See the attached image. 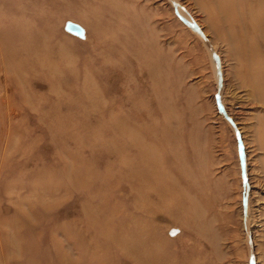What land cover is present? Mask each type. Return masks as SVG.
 I'll use <instances>...</instances> for the list:
<instances>
[{
    "label": "rangeland",
    "instance_id": "1",
    "mask_svg": "<svg viewBox=\"0 0 264 264\" xmlns=\"http://www.w3.org/2000/svg\"><path fill=\"white\" fill-rule=\"evenodd\" d=\"M211 17L0 0V264H264V101Z\"/></svg>",
    "mask_w": 264,
    "mask_h": 264
},
{
    "label": "bare ground",
    "instance_id": "2",
    "mask_svg": "<svg viewBox=\"0 0 264 264\" xmlns=\"http://www.w3.org/2000/svg\"><path fill=\"white\" fill-rule=\"evenodd\" d=\"M171 1H174V0H171ZM197 3H199V5H200V9L201 10H203L206 14H207V16H208V18L211 20V22H212V17L211 16H213V20L215 21V24H217V25H220V26H224V27H227V28H234L236 31L234 32L235 34H234V37H233V35L231 34V38L234 40H236L238 37H244V44H245V47H240L239 46V51H237V59L238 58H240V55H242L243 56V62H244V64H246V66L247 67H249V69H250V71H249V73H248V70L246 71V72H244V78H249V80H250V83H251V85L253 86V89H254V91H255V93H257V96H259L260 98H261V100H263L264 101V67H262L263 65H259V66H257V69H255L252 65H254V63H256V65H258V60H259V57H260V55L258 54V51L256 50L257 49V47H256V45H254L253 44V42H251V40H253V39H250V36L251 35H255L256 33L258 34V32L257 31H261L262 32V34H264V13H263V11H264V0H197ZM178 6V10L180 11V13L181 14H183V15H185L186 14V12H184L182 9H181V7L179 6V5H177ZM62 7V6H61ZM257 8V10L259 11V12H261V14L260 15H262L261 17H260V19H259V21H258V23H255V22H257V21H255L254 22V19L252 18V16H253V14L256 12V8ZM244 9H250L251 11H253L252 12V16H250L251 17V19H246L245 18V16L243 15V14H239L238 13V11L240 10H244ZM185 10V9H184ZM126 13V12H125ZM127 14V13H126ZM123 17V16H122ZM127 17V16H126ZM184 17V16H183ZM124 18V17H123ZM186 18H189V17H187L186 16ZM120 19V18H119ZM190 19V18H189ZM71 20H73V19H71ZM123 20V19H122ZM191 20V19H190ZM83 23V22H82ZM193 23V22H192ZM63 24V23H62ZM65 26V25H64ZM118 27H119V24H118ZM144 27V26H143ZM120 28V27H119ZM65 29V28H64ZM87 30V29H86ZM131 30V29H130ZM230 30V29H229ZM88 31H90L89 29H88ZM120 31V30H119ZM122 31V30H121ZM231 31V30H230ZM38 32V31H37ZM42 32H44V31H42ZM67 32V31H66ZM130 32H132V30L130 31ZM40 33V32H39ZM45 33V32H44ZM231 33H232V31H231ZM124 34H125V32H124ZM30 35V34H29ZM134 35V34H133ZM260 35V34H259ZM142 36V35H141ZM255 36H257V35H255ZM27 37V36H26ZM42 37V36H41ZM87 35H86V39H87ZM89 38V37H88ZM99 38H101V37H99ZM126 38V37H125ZM262 38H264V36L262 37ZM68 39V38H67ZM70 39V38H69ZM85 39V40H86ZM125 41V40H124ZM124 41H123V43H124ZM128 41V40H127ZM36 42V41H35ZM121 42V41H120ZM134 42H135V40H134ZM140 42V41H139ZM42 43V42H41ZM35 44V43H34ZM135 44V43H134ZM253 44V45H252ZM38 45V44H37ZM69 45V44H68ZM27 46H28V44H27ZM123 45H121V47H122ZM250 46V47H249ZM38 47V46H37ZM255 47H256V49H255ZM211 48V47H210ZM133 51V50H132ZM129 52V51H128ZM214 52V51H213ZM130 53V52H129ZM136 54V53H135ZM221 55V54H220ZM262 55H264V54H262ZM125 56V55H124ZM139 56H141V55H139ZM126 58V57H125ZM136 58V57H135ZM60 59H61V56H60ZM141 59V58H140ZM147 59V58H146ZM39 60V59H38ZM62 60V59H61ZM68 60V59H67ZM143 60V59H142ZM50 61V60H49ZM152 61V60H151ZM261 61V60H260ZM41 62V61H40ZM46 62H48V61H46ZM64 62H66V61H64ZM68 62V61H67ZM24 63V62H23ZM36 64V63H35ZM140 64V63H139ZM50 65V64H49ZM53 65V64H52ZM149 65V64H148ZM146 66V65H145ZM261 66V67H260ZM48 67V66H47ZM46 67V68H47ZM59 67V66H58ZM133 67V66H132ZM138 67H140V66H138ZM251 67V68H250ZM64 68H66V67H64ZM31 69V68H30ZM67 69V68H66ZM134 69V68H133ZM241 69H243V68H241ZM52 70V69H51ZM59 70V69H58ZM143 70V69H142ZM49 71V70H48ZM60 71H61V69H60ZM242 71V70H241ZM137 72V71H136ZM139 72H140V70H139ZM252 73V74H251ZM141 74V73H140ZM247 74H249V76H247ZM242 77V76H241ZM83 89V88H82ZM160 108V107H159ZM168 108V107H167ZM155 111V110H154ZM167 112H168V110H167ZM170 112V111H169ZM170 113H172V112H170ZM172 114H174V113H172ZM170 115V114H169ZM173 119V118H172ZM170 120V119H169ZM173 121V120H172ZM154 122H156L155 120H154ZM153 122V123H154ZM173 125V124H172ZM171 125V126H172ZM152 128V127H151ZM129 130H130V128H129ZM151 130V129H150ZM135 131V130H134ZM158 131V130H157ZM156 131V132H157ZM162 131V130H161ZM165 131V130H164ZM130 132V131H129ZM133 132V131H132ZM150 132V131H149ZM163 132V131H162ZM134 133H136V132H134ZM138 133V132H137ZM159 133H160V131H159ZM164 133V132H163ZM162 133V134H163ZM263 133H264V131H263ZM139 134V133H138ZM130 135H131V132H130ZM153 135V134H152ZM120 136V135H119ZM140 136H142V135H140ZM136 137H138V136H136ZM162 137V136H161ZM118 138V137H117ZM160 138V137H159ZM263 138H264V136H263ZM262 138V141H263V143H264V139ZM137 139V138H136ZM135 139V140H136ZM163 139V138H162ZM134 140V141H135ZM158 140V139H157ZM164 140H166V139H164ZM170 140V139H169ZM122 141H124V140H122ZM137 141V140H136ZM139 141V140H138ZM142 141V140H141ZM168 140H166V142H167ZM170 142H171V140H170ZM134 143V142H133ZM142 143H145V142H142ZM163 143V142H162ZM169 143V142H168ZM135 144H136V142H135ZM172 144V143H171ZM171 144H169V145H171ZM128 145V144H127ZM137 145V144H136ZM140 145V144H139ZM146 145V144H145ZM144 145V146H145ZM152 145V144H151ZM150 145V146H151ZM123 147V146H122ZM153 149L152 150H155L156 149V147L153 145ZM145 148H147V147H145ZM151 148V147H150ZM143 149V148H142ZM159 149V148H158ZM162 149H164V148H162ZM170 149V148H169ZM163 151V150H162ZM165 151H167V150H165ZM122 152V151H121ZM157 153L159 152V151H156ZM145 153H147V152H145ZM160 153H161V151H160ZM168 155H170L171 153L168 151ZM150 155V154H149ZM159 155H161V154H159ZM162 155H163V153H162ZM161 155V156H162ZM167 155V156H168ZM137 157V156H136ZM148 157V156H147ZM146 157V155H145V158H147ZM168 157H170V156H168ZM150 158V157H149ZM159 158L161 159L162 157H160L159 156ZM171 158V157H170ZM151 159V158H150ZM159 159V160H160ZM155 160V159H154ZM157 160H158V158H157ZM162 161H163V159H161ZM160 160V161H161ZM166 160H167V158H166ZM142 161V160H141ZM147 161V160H146ZM170 161V160H169ZM143 162H145V161H143ZM148 162V161H147ZM146 162V163H147ZM155 162V161H154ZM149 163H150V161H149ZM165 163H166V161H165ZM152 164V163H151ZM150 164V165H151ZM154 164H158V163H154ZM160 164H162V163H160ZM143 165H141V167H142ZM149 166V165H148ZM156 166V165H155ZM159 166V165H158ZM150 167H152V166H150ZM154 167V166H153ZM160 167V166H159ZM147 168H149V167H147ZM154 168H156V167H154ZM141 169H143V168H141ZM146 169V168H145ZM161 169H163V167L162 168H160V172H161ZM168 169H169V167H168ZM149 170H150V168H149ZM148 170V171H149ZM153 170V169H152ZM146 171V170H145ZM151 172V171H150ZM160 172L158 173V171H157V173L158 174H160ZM170 172V171H169ZM169 172L167 173V174H169ZM151 173H153V175H154V172L152 171ZM150 173V174H151ZM147 174H148V172H147ZM150 174H148V175H150ZM165 174V173H164ZM153 175H150V177L151 176H153ZM155 176V175H154ZM167 177V175H164V177ZM169 176V175H168ZM171 176H173V175H171ZM161 177V176H160ZM165 177V178H166ZM154 178V177H153ZM167 178H169V177H167ZM167 178L166 179H164L163 178V181L164 180H167ZM88 179V178H87ZM142 179V178H141ZM155 179H156V177H155ZM161 179V178H160ZM170 179V178H169ZM143 180V179H142ZM157 180V179H156ZM89 181V180H88ZM158 182H159V180H158ZM157 182V183H158ZM160 183V182H159ZM165 183V182H164ZM169 183V182H168ZM167 184V183H166ZM171 184V183H170ZM147 185V184H146ZM157 185V184H156ZM161 185V184H160ZM162 185H163V183H162ZM161 185V186H162ZM169 185V184H168ZM172 185V184H171ZM151 186V185H150ZM145 187V186H144ZM158 187V186H157ZM171 188V187H170ZM157 189V188H156ZM165 189V188H164ZM164 189H163V191H164ZM166 189H169L168 187H166ZM158 190V189H157ZM161 190V189H160ZM167 191V190H166ZM165 191V192H166ZM159 192H161V191H159ZM92 215V214H91ZM163 218V217H162ZM163 222V221H162ZM108 238H110L109 236H107ZM146 238V237H145ZM112 239H113V237H112ZM115 239V238H114ZM113 239V240H114ZM123 239V238H122ZM116 240V239H115ZM128 241V240H127ZM129 242V241H128ZM127 242V243H128ZM126 243V242H125ZM124 242H123V244H125ZM142 243V242H141ZM130 245H131V243H129ZM129 244H128V246H129ZM134 244V243H133ZM143 244V243H142ZM141 244V245H142ZM137 245V244H136ZM144 245H146V243H144ZM134 246V245H133ZM139 246V245H138ZM136 247V246H135ZM144 247V246H143ZM146 247H147V245H146ZM126 248V247H125ZM145 248V247H144ZM150 248V247H149ZM138 250H139V248H137ZM127 250V249H126ZM133 250H134V248H133ZM132 250V251H133ZM142 250H146V249H142ZM132 251H130V252H132ZM139 252H141V251H139ZM138 252V253H139ZM144 252V251H143ZM18 253V252H17ZM135 253H136V251H135ZM142 253V252H141ZM138 255V254H137ZM146 254H144V256H145ZM142 256V255H141ZM147 257V256H146ZM149 257H151V256H149ZM147 259V258H146ZM152 260V259H151ZM145 262V261H144ZM147 262V261H146ZM149 263V262H148ZM151 264V263H150Z\"/></svg>",
    "mask_w": 264,
    "mask_h": 264
},
{
    "label": "water",
    "instance_id": "3",
    "mask_svg": "<svg viewBox=\"0 0 264 264\" xmlns=\"http://www.w3.org/2000/svg\"><path fill=\"white\" fill-rule=\"evenodd\" d=\"M66 30L69 31L70 33H72L73 35H76L78 37H81V38H85V29L77 24V23H74V22H67L66 23Z\"/></svg>",
    "mask_w": 264,
    "mask_h": 264
}]
</instances>
